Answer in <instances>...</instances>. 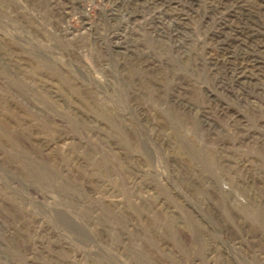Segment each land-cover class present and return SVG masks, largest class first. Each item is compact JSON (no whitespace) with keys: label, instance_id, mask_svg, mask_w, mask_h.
Masks as SVG:
<instances>
[{"label":"rangeland","instance_id":"rangeland-1","mask_svg":"<svg viewBox=\"0 0 264 264\" xmlns=\"http://www.w3.org/2000/svg\"><path fill=\"white\" fill-rule=\"evenodd\" d=\"M0 264H264V0H0Z\"/></svg>","mask_w":264,"mask_h":264}]
</instances>
